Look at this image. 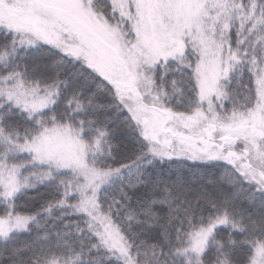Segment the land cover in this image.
Instances as JSON below:
<instances>
[{
  "label": "snow or ice",
  "instance_id": "6c2138e0",
  "mask_svg": "<svg viewBox=\"0 0 264 264\" xmlns=\"http://www.w3.org/2000/svg\"><path fill=\"white\" fill-rule=\"evenodd\" d=\"M0 264H264V0H0Z\"/></svg>",
  "mask_w": 264,
  "mask_h": 264
},
{
  "label": "trees",
  "instance_id": "16d2710c",
  "mask_svg": "<svg viewBox=\"0 0 264 264\" xmlns=\"http://www.w3.org/2000/svg\"><path fill=\"white\" fill-rule=\"evenodd\" d=\"M193 186L195 187V185ZM46 195L47 193L42 188L39 192L35 190L30 191L28 196L24 199L25 208L28 210L37 208L39 204L45 199ZM25 239H27V237H25Z\"/></svg>",
  "mask_w": 264,
  "mask_h": 264
}]
</instances>
